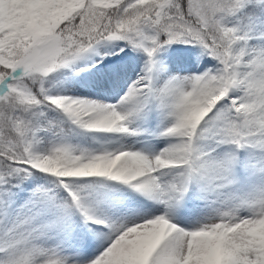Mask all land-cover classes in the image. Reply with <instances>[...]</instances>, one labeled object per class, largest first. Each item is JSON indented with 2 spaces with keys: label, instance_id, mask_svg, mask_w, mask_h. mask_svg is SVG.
Returning <instances> with one entry per match:
<instances>
[{
  "label": "snow or ice",
  "instance_id": "obj_1",
  "mask_svg": "<svg viewBox=\"0 0 264 264\" xmlns=\"http://www.w3.org/2000/svg\"><path fill=\"white\" fill-rule=\"evenodd\" d=\"M0 264H264V0H0Z\"/></svg>",
  "mask_w": 264,
  "mask_h": 264
}]
</instances>
